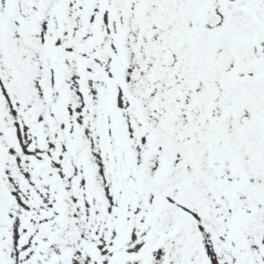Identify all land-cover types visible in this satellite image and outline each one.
Returning a JSON list of instances; mask_svg holds the SVG:
<instances>
[{
    "label": "snow or ice",
    "instance_id": "1",
    "mask_svg": "<svg viewBox=\"0 0 264 264\" xmlns=\"http://www.w3.org/2000/svg\"><path fill=\"white\" fill-rule=\"evenodd\" d=\"M0 264H264V0H0Z\"/></svg>",
    "mask_w": 264,
    "mask_h": 264
}]
</instances>
